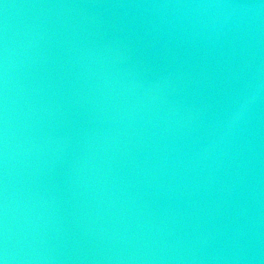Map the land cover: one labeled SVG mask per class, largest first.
Segmentation results:
<instances>
[{
	"label": "water",
	"instance_id": "obj_1",
	"mask_svg": "<svg viewBox=\"0 0 264 264\" xmlns=\"http://www.w3.org/2000/svg\"><path fill=\"white\" fill-rule=\"evenodd\" d=\"M0 264H264V0H0Z\"/></svg>",
	"mask_w": 264,
	"mask_h": 264
}]
</instances>
